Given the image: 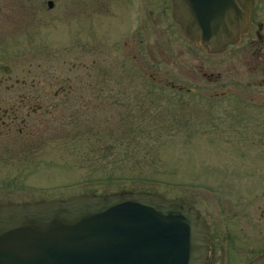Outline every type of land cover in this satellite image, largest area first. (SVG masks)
Segmentation results:
<instances>
[{"label": "rangeland", "instance_id": "1", "mask_svg": "<svg viewBox=\"0 0 264 264\" xmlns=\"http://www.w3.org/2000/svg\"><path fill=\"white\" fill-rule=\"evenodd\" d=\"M48 1L0 0V202L148 190L200 209L208 264H243L263 250L264 104L237 100L232 62L209 69L223 68L225 84L173 89L121 52L136 22L127 0ZM29 96L42 106L32 111ZM97 130L150 138L110 149L96 144Z\"/></svg>", "mask_w": 264, "mask_h": 264}, {"label": "water", "instance_id": "2", "mask_svg": "<svg viewBox=\"0 0 264 264\" xmlns=\"http://www.w3.org/2000/svg\"><path fill=\"white\" fill-rule=\"evenodd\" d=\"M172 3L182 32L214 51L244 32L254 0ZM200 213L148 190L0 202V264H205L210 236ZM245 264H264V252Z\"/></svg>", "mask_w": 264, "mask_h": 264}, {"label": "flooded vegetation", "instance_id": "3", "mask_svg": "<svg viewBox=\"0 0 264 264\" xmlns=\"http://www.w3.org/2000/svg\"><path fill=\"white\" fill-rule=\"evenodd\" d=\"M143 2L144 0H127V5L130 8L133 7L134 15L136 13L134 17L136 22L132 32L129 35L125 34L121 43L123 45L121 52L131 51L130 55L136 61V66L140 67L142 71L152 68L153 80L160 81L162 85H168L173 89H189L193 86L196 87L202 78L205 81L213 80L212 83L215 85L225 84L226 82L221 80L223 68L216 70L215 73L209 69L225 67L227 58L232 62V68L228 72L233 75V78L229 82L238 87L236 91L237 100L264 104V95L248 90L254 86L255 88L263 87L261 90H264V0H254L244 32H241L234 39V42H228L224 49L214 51L203 48L200 43L195 40L192 41L182 32L181 24L176 21L172 13V0H151L149 2L150 10L146 11V18L140 15ZM145 8L148 7L145 5ZM143 51L146 52L141 54ZM215 56L217 57L213 59ZM164 64L170 65V69L163 68L161 65ZM161 68L163 72H167L166 75L169 74L167 80L156 79L157 73L162 71ZM8 70L9 67L4 65L3 71L7 72ZM177 78H183L184 81L176 82ZM190 82L195 85L190 84ZM5 87H10V84H6ZM29 97L35 106L32 111L42 106L41 97L39 99H36L38 96ZM21 103L23 104L25 101ZM10 107L15 109L14 104H11ZM6 109L1 108L0 105L2 114ZM4 124L8 125L5 122ZM21 131L22 127L17 128L15 126L10 132L15 139L16 133ZM210 243L209 253H211ZM261 251L264 252V249L258 250L254 257ZM209 253L205 264L209 263Z\"/></svg>", "mask_w": 264, "mask_h": 264}, {"label": "trees", "instance_id": "4", "mask_svg": "<svg viewBox=\"0 0 264 264\" xmlns=\"http://www.w3.org/2000/svg\"><path fill=\"white\" fill-rule=\"evenodd\" d=\"M90 136H91V134H90ZM94 138H95V140H97L96 144L99 142L98 143V145H99V144H101V142H104L105 145L110 144L109 147L111 149V148L114 147V145H117V144L118 145H122V144L125 143V145H127L130 142H137V141L140 142V141L144 140L145 138L149 139L150 137H148V136L146 137V136H142V135H137V136L128 135L126 138H124V136L123 137L122 136H118V135L115 136V134L113 132H109L108 130H106V131L97 130L96 133H95ZM146 142H147V140H146ZM123 153H125V155H128V154H126L127 153L126 150H122L120 152L117 151L116 153L114 152L113 155H111L112 154V152H111L110 155L112 156V159L122 160L121 158H122ZM135 163L138 164V162H135ZM134 172H137V174H142V175L144 173H146L143 170H141V168H139L138 171H137V169H135ZM130 177H134V176H130ZM139 177L140 178H145L143 176H139ZM139 177H137V178H139Z\"/></svg>", "mask_w": 264, "mask_h": 264}]
</instances>
